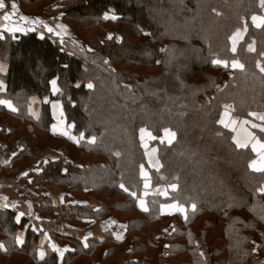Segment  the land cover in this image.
Returning <instances> with one entry per match:
<instances>
[{
    "label": "trees",
    "instance_id": "16d2710c",
    "mask_svg": "<svg viewBox=\"0 0 264 264\" xmlns=\"http://www.w3.org/2000/svg\"><path fill=\"white\" fill-rule=\"evenodd\" d=\"M29 2L40 4L43 15H61L78 42L36 31L3 32L0 39V62L7 65L0 74V100L15 109L0 107V139L22 147L15 162L30 160L31 145L48 146L57 156L40 161L22 177L17 192L28 198L35 192L41 199L46 187L60 188L75 198L91 194L94 204L36 202L35 212L59 219L35 220L24 213L19 224L12 222L17 210L0 207V244L6 246L30 221L15 250L27 262L17 258L14 264H57L48 243H38L45 231L57 240L68 239L64 216L70 222L111 216L125 224L123 238L135 246V261L126 264H264V194L257 192L264 186V173L249 167L256 155L250 148H238L234 132L220 123L224 105H231L232 117L249 121L252 133L264 142V133L251 127L264 122L248 115L264 114V73L255 67L258 60L264 63V26L255 27L251 20L264 16L259 0ZM105 14L115 19H105ZM238 28L242 38L233 54L230 37ZM250 44L255 52L248 51ZM215 59L228 60L229 67L214 65ZM233 59L245 64L243 72L231 70ZM224 73L231 78L217 91ZM54 79L59 91L53 95ZM46 95L48 102L40 103L39 115L33 117L31 98ZM54 101L62 107L65 137L51 131ZM142 128L155 137L151 147L157 146L158 167L146 160ZM165 129L175 133L171 144L159 140ZM92 137L95 143L89 142ZM142 170L149 175V189ZM139 200L147 211L139 208ZM173 204L186 212L164 214L163 206ZM159 235L167 254L156 256ZM72 240L76 250L60 264H96L103 246L111 253L107 259L123 250L122 240L110 230L102 242L88 240L86 248ZM1 254L0 248L1 257L10 251Z\"/></svg>",
    "mask_w": 264,
    "mask_h": 264
},
{
    "label": "crops",
    "instance_id": "0c3cea01",
    "mask_svg": "<svg viewBox=\"0 0 264 264\" xmlns=\"http://www.w3.org/2000/svg\"><path fill=\"white\" fill-rule=\"evenodd\" d=\"M13 0H4V3L6 5L5 9L8 8L10 10V12H4L5 9L0 10V30L6 29V28H20L23 29L22 31H16V32H10V31H4V32H8L12 35L15 34H25L27 32L30 31H36L39 34V31L37 29H31V26H35L37 27V23L41 22V19L44 18L45 20L42 22L44 25H46L48 28L53 26V22H55L56 24L59 25V23L61 25L60 26V33L62 34V36L64 37H73L72 36V32L69 30V28L63 23L62 21V17L61 15L55 16L54 18H46V17H41L38 16L37 13L32 12V14L30 13H26L24 11H21V9L24 10V8L26 6L31 5V3L29 2V0H14L15 4L17 5L16 9H13L11 7ZM14 13V14H13ZM5 14H12L10 16V19L8 21L4 20V15ZM23 14V15H20ZM24 16L27 17V20H21L20 17ZM254 25V24H253ZM63 26V27H61ZM255 26V25H254ZM256 27V26H255ZM46 34V33H43ZM58 37H60V35ZM40 35V34H39ZM61 38V37H60ZM7 71V65L5 63L0 62V74H5ZM225 75H223L221 77V80L219 82L223 84H225L228 81V76L227 78L224 77ZM51 93L54 95L56 94L53 93L52 90V85H51ZM4 101V100H2ZM31 105L29 107V113H31V115L35 118H37V116L39 115V104L42 102H48V96H43L41 99L37 98V97H33L31 98ZM54 102H51V112H52V108H53V104ZM0 107L5 108L7 111H13L12 108H9L7 104H0ZM52 116L55 120V116L53 115L52 112ZM62 116V114H61ZM61 119V118H60ZM62 122V120H60ZM240 123V121H239ZM55 124V122H54ZM64 124V123H63ZM65 129L67 130V135H68V128L64 125ZM51 131L52 133L56 134V135H60L65 137V134L59 133V132H53V128L51 126ZM248 130L245 128L243 122H241L239 124L238 130L234 133V137H233V141L235 143V139H240L242 142L245 141L247 139V134H248ZM253 144L254 141H249L248 142V146L252 151H253ZM236 145V143H235ZM245 147V148H247ZM43 148H46L47 150H49L48 153H50L52 156L50 158H54V152H52L53 150L48 147V146H44ZM239 148V147H238ZM22 150V147H20L15 141L12 142L11 144L7 145L3 142V140L0 139V207H3L4 204H8L9 207H7V209H13V210H17V214L14 217V219L12 220V222H15L17 224H19V222H17V217L19 216V213L23 212L25 213V215L32 219H50V220H56L59 219V216L57 214H49V213H37L34 211V204L36 202H42L46 205H52V206H60L62 204H68V203H72V204H80V205H93L94 204V200H91L88 196V193L86 195L85 198H75L71 195L69 190H62L60 188H55V189H50L48 187L45 188L44 190V195L41 197V199H39V196L35 193L32 192L31 193V198L26 197L24 194H19L17 192V189H21L23 187V185L19 184V181L22 177L25 176V173H29L35 170L36 165L43 160H38L36 163L33 162V154L34 152L31 151V157L30 160L28 162H24V161H20V162H15L13 161V158H15V156H17V154ZM38 152V151H37ZM254 152V151H253ZM255 153V152H254ZM256 154V153H255ZM256 156L258 157V155L256 154ZM29 166V167H27ZM26 167V168H25ZM28 169H30L29 171H27ZM6 198V199H5ZM143 201V200H139L138 201V205L139 202ZM13 205H15V207H13ZM170 206V205H169ZM166 206V207H169ZM5 208V207H3ZM140 209H142L139 206ZM21 210V211H19ZM143 210V209H142ZM173 210V209H172ZM162 211L164 214L167 215H171L172 213H167L164 212L165 210ZM174 211H176V208H174ZM173 211V212H174ZM65 214V213H64ZM24 217L21 216L19 217V221ZM38 217V218H37ZM64 221H65V233L66 235H68V239H55L52 238L46 231L42 234V236L40 237L39 240V247H42L43 245H45L46 243H48V245L51 247V249H53V245L56 246V248L60 249L61 251H63L64 249H68V251H63V256L60 255L59 252L55 251L57 254V264H60V262L64 259V257L66 256V254H72L73 252H75L76 247L73 243L72 238L75 237L76 240L83 242L84 245L87 244L88 245V240L91 239H97L99 242H102L104 240V233L107 231H112L113 235L115 236V239L119 242L120 240H122L123 242V250L120 251L119 253H117L112 259H107V253H108V247L107 246H103L100 248V250L98 251L97 255H96V264H126L127 262H134L135 261V257L130 256V254H132L133 252V245H132V240L129 238H123L124 234L126 232V226L125 224H120L118 223L115 218L108 216L105 217L103 220L99 221V222H94V221H90L89 219H78V221L76 222H70V221H66V216H64ZM29 222L25 223L23 225V229L17 231L16 235L14 238L12 239H7V244L6 246L3 245L4 247L1 248V252H2V256H4V254L8 251H10V254L8 257H1L0 256V264H14V257H17L18 259H22L23 262H27V260L23 259L22 257H18V255L15 253V250L19 247H21L22 243L17 244L16 243V237L19 236L22 241L25 238V233L27 231V228L29 226ZM60 228H62L63 223L60 222ZM124 226V227H122ZM10 231V229H8V232ZM121 236L122 239H117V236ZM85 237H87V240H85ZM163 239V238H162ZM12 242L14 243L12 245ZM121 242V241H120ZM159 246V243H158ZM84 248H86L84 246ZM6 249V251H5ZM83 249V248H82ZM54 250V249H53ZM109 255H111V253H108V257ZM125 255H129V257H125ZM95 256V255H94ZM67 257V256H66ZM71 262V264H84L81 262H74V261H68V264ZM90 263V262H89ZM32 264V263H31ZM50 264V263H48Z\"/></svg>",
    "mask_w": 264,
    "mask_h": 264
},
{
    "label": "snow or ice",
    "instance_id": "6c2138e0",
    "mask_svg": "<svg viewBox=\"0 0 264 264\" xmlns=\"http://www.w3.org/2000/svg\"><path fill=\"white\" fill-rule=\"evenodd\" d=\"M259 4H260V6L262 8H264V0H259ZM5 7H6V5L4 3V0H0V10L5 9ZM11 7L13 9H16V7H17V5L15 4L14 0L12 2ZM11 15L12 14H5L4 17H3L4 20L5 21H8L10 19V16ZM104 18L105 19H109V18L115 19V16L113 15L112 17H109L107 14H105V17ZM20 19L21 20H27L28 18L27 17H24V16H21ZM251 20H252L253 24L256 27H258V28L264 26V16H256V15H253L251 17ZM45 27H47V26L45 25ZM61 27H63V26H61ZM246 29H247V25L245 24L244 25V30H246ZM22 30L23 29L16 28V27H13V28H10V29L9 28H6V29H3V30H0V39L3 38V32L4 31H10V32H13L14 33L16 31H22ZM47 30H48V32H52L53 31L52 28H47ZM57 35H59V34L57 33ZM241 38H242V36H241V29L238 28L234 32V34L230 37V39L232 40L231 52L233 54H235L237 52L236 43H237L238 39H241ZM109 39H111V36H109ZM89 50H91V49H89ZM162 51H166V49H162ZM248 51L255 52L256 49H255V47L253 45L250 44L248 46ZM260 55L262 57H264V53H260ZM105 63H108V61H105ZM212 63L214 65H221V66H223L225 68H228L229 67V61L228 60L215 59V60L212 61ZM230 66H231V68L234 71L235 70H239V71L243 72L245 70V64L244 63H241L238 59H233L230 62ZM255 67L258 68L261 73H264V63H262L260 60H258L256 62ZM50 83L52 85L53 93L59 91V89L56 87V80L55 79L52 80ZM87 87L91 89V88H93V84L89 83L87 85ZM0 104H7L9 108H12V104H11L10 101H2V100H0ZM224 108H225L224 115L227 116L229 114V110L232 108V106L231 105H224ZM12 110L14 111L15 109L12 108ZM248 115L254 117L255 119H257V120H259L261 122H264V114H257L255 112H250ZM220 123L221 124H224L225 127H229V124L228 123H225L224 119H221L220 120ZM231 123L234 125L236 123V121H232ZM243 123L247 124V123H249V121L245 120V121H243ZM251 127L253 129L258 128L261 133H264V123H262V124L251 123ZM53 132H55V128L53 129ZM140 132H141V139H143L144 138V135L146 134V129H143L142 128V129H140ZM164 132H165V136L168 137V143L171 144L172 143V140L175 139V133L174 132H171L169 129H165ZM65 135H67V133H65ZM147 135L151 136V133H147ZM80 138L81 139L83 138V133L81 134V137ZM152 138L155 139V137H152ZM95 141H96V137H92L91 141H89V142L90 143H95ZM249 141H254V144H253V150L254 151H257V149L259 150V160H253L250 163L249 167L253 171H255V172L264 173V142H261V140L255 134H253L251 132H249L247 134V139L245 141H243V142L240 139H238V138L235 139L236 146L239 147V148H245V147H247ZM161 142H163V141H161ZM45 163H47V161H45ZM141 167L143 168V166H141ZM142 174L145 175V177H147V174L146 173H142ZM25 175H27V173H25ZM120 187L125 192H128V189L125 188V186L123 184H121ZM147 187H149V185L146 183L145 184V188H147ZM171 187H172L173 190H175L177 186L176 185H171ZM257 192H259L260 194H264V186H261L260 188H258L257 189ZM129 194L132 195L133 197L136 196V193H134V192H131ZM164 194L166 195L167 193L165 192ZM3 207L7 208V207H9V205L8 204H4ZM13 207H15V205H13ZM140 207L144 211H147L148 210L147 207L144 205L143 201L140 202ZM169 207L176 208L178 211H180L182 213L186 212V209L183 206L179 205V204H173V205H170ZM196 207H197V205L195 203H193L191 205V208H192L193 211L196 210ZM23 215H24L23 212L19 213V216L17 217V222H19V217H21ZM122 227H124V226H122ZM117 239H122V237L118 235L117 236ZM85 240H87V237H85ZM16 243L17 244L23 243L22 239L19 236L16 237ZM84 246L87 247L88 245L85 244ZM3 247L4 246L2 244H0V248H3ZM166 247H167V245H166ZM53 249H54V251L59 252L61 256H63V251H68V249H64L63 251H61L60 249L56 248L55 245H53ZM5 251H6V249H5ZM40 255H41V258H43L44 253L41 252ZM201 255H203V253H201Z\"/></svg>",
    "mask_w": 264,
    "mask_h": 264
},
{
    "label": "rangeland",
    "instance_id": "374dc122",
    "mask_svg": "<svg viewBox=\"0 0 264 264\" xmlns=\"http://www.w3.org/2000/svg\"><path fill=\"white\" fill-rule=\"evenodd\" d=\"M48 1H50V0H48ZM10 10H11V8H10ZM10 10L8 9V8H6L5 10H4V12H10ZM39 10H40V4H35V5H29V6H26L25 8H24V10L23 9H21V11H24V12H26V13H30V14H32V12H35V13H37V15L38 16H41V17H46V18H54L55 16H46L45 14L43 15V13H45V11H43V13H39ZM20 15H23V14H20ZM45 19L44 18H42L41 19V22H39V23H37V27H35V26H31V29L33 30V29H37L38 31H39V34L40 35H49V36H51V37H54V38H57V39H59V40H63V39H65V38H69V37H64V36H62V34L60 33V31H61V29H60V26L59 25H61L60 23H59V25L58 24H56L55 22H53V26L51 27L52 29H53V31L52 32H48V30H47V28L48 27H45V25L42 23L43 21H44ZM253 23V22H252ZM68 27V26H67ZM50 28V27H49ZM69 28V27H68ZM69 30L72 32V36L73 37H70V39H72V40H74V41H77L78 42V39L76 38V36H75V34L73 33V31L69 28ZM43 33H46V34H43ZM57 33L58 34H61L60 35V37H58L59 35H57ZM108 34H110L109 32H108ZM231 70H233L232 68H231ZM223 75H225L223 78H224V80H225V78H227V76H228V81H229V79L231 78V74L230 73H224ZM222 75V76H223ZM221 76V77H222ZM221 77L219 78V82H220V80H221ZM227 81V82H228ZM219 82H218V84H217V91H219L220 89H222L225 85H226V83L225 84H223V82L222 83H220L219 84ZM57 87V86H56ZM53 104V108H52V112H53V115L55 116V124H53L52 125V128L54 129L55 128V131L56 132H59V133H62V134H65L66 132H67V130L65 129V127H64V124L60 121L61 119V114H62V107H61V104H60V102L59 101H54V103H52ZM224 113H225V110H224V112H223V115H222V119H224V121H225V123H228L229 124V127H227V128H229V129H231L234 133L238 130V127H239V124L241 123V122H243V121H245L246 119H240L239 121H240V123H239V121H237L234 117H232V115L230 114V112H229V114L227 115V116H225L224 115ZM3 118H5L6 119V117H3ZM7 120L10 122V123H15V124H17V123H19V122H17V120H15V118L14 119H11V118H7ZM232 121H236V123L233 125L231 122ZM244 124V126H245V128L248 130V132H251L252 133V131H251V128L249 127V124L247 123V124H245V123H243ZM223 126H225L224 124H222ZM234 133H233V137H234ZM67 136V135H66ZM142 140V145H143V147H144V149L146 150V160L149 162V164L152 166V167H158V162H157V160H156V153H157V146L156 145H154V146H152L151 147V142H152V140H154V139H152V137L151 136H149V135H147V132H146V134L144 135V138L143 139H141ZM159 140H161V141H165L166 143H168V137H166L165 136V133L162 135V137L159 139ZM234 142V141H233ZM235 144V143H234ZM44 147V145H40V146H38V145H31V147H30V149H29V151L31 152H34V154H33V162L34 163H36L38 160H46V159H50V160H53V159H56L57 158V156L56 155H54V158H50L52 155L50 154V153H48L49 152V150H47L46 148H43ZM247 148H249V147H247ZM155 150V151H154ZM38 151V152H37ZM254 151V150H253ZM257 155H258V157L256 156L255 157V159L254 160H259V150L257 149V151H254ZM254 153V154H255ZM255 154V155H256ZM27 167H29V166H27ZM26 168V167H25ZM30 169H28L27 171H29ZM142 173H146L147 174V172L145 171V170H142ZM142 177H143V180H144V187H145V184L147 183L148 185H149V187H147V188H145V189H149L150 188V179H149V175L147 174V177H145V175H143L142 174ZM162 191H163V195H165L164 193L167 191L166 189H162ZM88 196H89V198L91 197V194H88ZM141 202V201H140ZM140 202H139V206H140ZM143 203H144V205H145V202H144V200H143ZM173 209V210H172ZM163 210H165L164 212H167V213H172L173 211H174V208H172V207H166V206H163ZM162 238H163V236L162 235H159L158 236V243H159V246H158V248H157V253H156V256L157 255H159V254H167V252H166V247L163 245V243H162ZM132 245H133V243H132ZM135 249V246L133 245V250ZM130 256H133L132 254H130ZM125 257H129V255L128 256H126L125 255ZM134 257V256H133ZM17 259V257H14V260H16ZM153 264H157V262L156 261H153Z\"/></svg>",
    "mask_w": 264,
    "mask_h": 264
}]
</instances>
